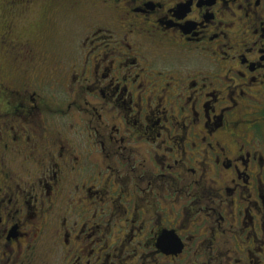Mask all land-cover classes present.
Returning <instances> with one entry per match:
<instances>
[{
  "label": "flooded vegetation",
  "instance_id": "obj_1",
  "mask_svg": "<svg viewBox=\"0 0 264 264\" xmlns=\"http://www.w3.org/2000/svg\"><path fill=\"white\" fill-rule=\"evenodd\" d=\"M69 11L87 49L65 65ZM42 79L70 95L59 108ZM72 105L94 120L80 146L62 136ZM58 196L65 213L84 201L104 230L119 222L63 264H97L106 236L151 262L191 250L195 264H264V0H0V256L21 261L30 221L36 264L40 235L65 252L85 229L98 235L89 217L51 227L43 211L59 222Z\"/></svg>",
  "mask_w": 264,
  "mask_h": 264
},
{
  "label": "rangeland",
  "instance_id": "obj_2",
  "mask_svg": "<svg viewBox=\"0 0 264 264\" xmlns=\"http://www.w3.org/2000/svg\"><path fill=\"white\" fill-rule=\"evenodd\" d=\"M89 13H91V9H88ZM94 12H96V8L94 10ZM80 15V13H75L72 11H69L66 13V17H64L62 19L63 22H65L66 24V29H63V26L61 25V32L64 34V32H68L69 31V27L71 28V33L70 36L68 34V42L66 43V41L64 42L65 44V48L63 49V52L66 51V55L63 58V63H65V65L71 60L73 61L74 59L76 60L77 58H80L81 56H83L86 52V49H84V47L80 46V42L83 40L84 34L82 29L84 20L81 21L79 20L80 17L78 16ZM87 20H91L94 21V17L90 16L86 18ZM100 40H97L95 42L98 43ZM67 44V47H66ZM97 50H93V52H91V55H93ZM83 53V54H82ZM141 54H144V51H140ZM149 53V52H148ZM151 53V52H150ZM146 54V55H150L149 59L152 61V56L151 54ZM96 55V54H95ZM140 55V54H139ZM60 63V62H59ZM62 63V62H61ZM162 63L164 64L165 68H168V70L171 69H175V65L176 62L170 61V60H165L162 61ZM63 65V64H62ZM152 66L154 67H162L161 65V61H157V60H153L152 62ZM52 82H49L47 79H42L39 81L38 87L39 90L41 91V93H43L45 95V97L47 98H52L55 100L51 101L53 103H55L56 108H59L62 103L66 102L67 99L70 97L69 94H67L64 89L60 90V87L58 85H53ZM88 99L90 100H94L93 97H89ZM77 103L80 106H84L85 104H82V101L80 100V98L77 99ZM72 109L69 112V117L71 118V121H75V126L73 128H69L68 127V122H66L63 125V131L62 132V136L67 138L70 142V140L72 139V141L77 145L80 146L81 144L84 143V139L83 136L81 134V132H85V133H89L90 130L87 129V125L92 124L94 120H92L93 117H90L89 114H85L82 111H77L76 109H74V105H72ZM44 115H46L48 118L52 117L53 114H55L52 111H44L43 112ZM79 115L82 116L79 117ZM67 119V118H66ZM65 119V120H66ZM64 122V121H63ZM93 132H91L92 134ZM71 143V142H70ZM12 166V165H11ZM86 169H88V167H86ZM21 170L18 171L17 175L20 174ZM23 178H25L24 175H22ZM73 191H69L68 194H73ZM168 198H171V196L168 194L167 196ZM42 201L45 202L43 208H47V204H49L50 202H52L53 200V204L55 206V210H56V215L59 216V222L55 217H52L51 215L48 216L46 215V213H44L43 211V216L48 220V223H50V226L53 228H61L63 229L62 225H60V221H61V217L63 215H66L70 218V221L76 220L78 223H80L83 220H86L89 217L90 221L88 220L87 226L89 227V225L93 224L94 222H100V228L98 231V235H95L91 238L92 235L91 232H89V235H86L87 231L89 229H85L83 231V233L80 234V237L78 238L79 240H77L76 242H71L74 243V246L72 248H70L69 252H65L63 249L64 247L60 246V240L58 239V237H54L53 233H47L46 235L39 236L41 239V246L38 247L37 250H39L38 255H39V259L41 260V262L43 264H63L64 260L68 262L71 260H73L74 258V254L77 253H81V248H82V244H87V246H90V242L92 241L93 238H95L96 236H101L102 233H108L110 230H112L114 232L113 235H116L117 233V228H119L118 223H116L117 219L115 217H113L110 220V227L104 230L105 223H104V218H102V216L100 214L96 215L95 217H90V213L92 212L91 210H82L81 209V204L85 203L84 201H78V200H72V205L70 209H69V213H65V200L63 196H58L57 198H54L51 200H49L48 198H44L41 199ZM172 200V199H171ZM171 200L168 202V211L170 209L171 206H173L174 208H177L178 210H180V205L178 203H172ZM185 200V198H181L180 201ZM97 202L96 198H93V200H90V202ZM94 206L95 205H91ZM51 208H53L51 206ZM52 210V209H51ZM38 213H40V209L38 211ZM69 214V215H68ZM71 216V217H70ZM163 216L169 218V220H173V219H177L174 218L173 214L170 213H165L163 214ZM50 217V219H48ZM104 217L106 218V214H104ZM107 220V219H106ZM148 222V221H147ZM153 222V220L151 221ZM150 223V221H149ZM32 228H34L32 226V221L26 223L25 226H22L20 229L22 230H26L27 231V235L25 237L22 238V241L25 239V243L23 245V249H22V254H20V257L18 258L17 261L21 260L24 264H36L33 263L31 261V256L29 252H27L28 247H30L29 250L32 249L33 247V242H32V238H33V234H34V230L36 228H34V230H32ZM202 229V228H201ZM104 230V232H103ZM75 233V232H73ZM40 234V233H38ZM72 235V232H71ZM100 238V237H98ZM108 239V247L101 249V246L103 245V239H101V241L99 242H95L94 244H92V249H93V253L88 256L91 260L92 259H97V264H102L103 262V257H105L106 253L110 254V260L106 263V264H195V260H194V256L191 255V250L187 251L184 250L183 253L180 255V257H177L175 259H173L172 261H166L163 259V255L159 254L157 255L156 261L151 262L150 256L149 255H145L144 258L140 259V258H135L141 251H146V249H143L144 247L139 246L137 248L135 257L131 254V247L134 248V246L132 244L130 245H124L121 246V244L119 242H111V240H113L114 236L112 238H109L108 236H106L104 239ZM58 239V240H56ZM111 239V240H109ZM56 240V243H54L53 241ZM119 241V240H118ZM105 243V242H104ZM77 246H76V245ZM72 245V244H71ZM78 248H79V252H78ZM122 248L121 251H118V249ZM51 249V252H49V250ZM140 250V252H139ZM8 253H6V255H1L0 256V262L2 263V261H4L7 264H12V261L15 260L14 258H10L7 257ZM128 255H130V257H128ZM183 256V258H181ZM20 262H17L15 264H21Z\"/></svg>",
  "mask_w": 264,
  "mask_h": 264
}]
</instances>
